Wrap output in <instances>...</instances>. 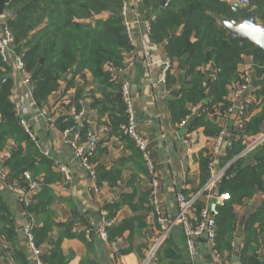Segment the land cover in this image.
Returning <instances> with one entry per match:
<instances>
[{"label":"trees","instance_id":"16d2710c","mask_svg":"<svg viewBox=\"0 0 264 264\" xmlns=\"http://www.w3.org/2000/svg\"><path fill=\"white\" fill-rule=\"evenodd\" d=\"M163 1L141 0L139 10L150 22L151 42L163 44L167 57L177 66L179 81L169 74L166 79L168 89L177 82L180 84L178 99L170 103L171 113L177 122L187 116L186 103L195 105L200 102L202 107L195 117V124L202 126L206 134L214 137L220 129L208 119V115L216 111L221 114L225 112L229 91L239 83L240 72L237 67L243 57L252 58L258 79L256 95L260 101L256 107L249 109L243 128L238 132L239 138L220 158L221 166H229L218 185V194L227 193L229 199L216 207L214 249L221 263L225 264L236 238L235 207L257 192H264V142L254 151L239 156L246 148L245 138L264 131V128L261 129L264 124V64L261 51L248 41L242 46L237 41L228 43L226 32L217 19L233 18L226 2L169 0L163 6ZM247 1V9H255L257 22L264 25V0ZM122 6L123 0H11L5 7V25L11 30L15 51L21 55L31 76L32 96L39 107L46 105L62 82H66L65 90L75 88L70 106L73 107V113H77L80 110L78 101L86 95L85 86L75 79L77 76L82 78L83 72L88 71L93 78L95 91L100 94V98H93L90 107L100 118L105 116L108 119V126L115 134L129 140L119 132L120 125L125 124L127 119L119 80L104 70L106 64L120 68L123 54L131 49L122 24ZM11 85L10 67L0 59V151L9 141L16 146L14 151L7 152L1 168L6 173L7 182L12 184L20 182V176L26 171L33 178L42 176L43 186L35 195V202L25 209V214L33 225L31 233L34 245L38 248L46 246L40 258L42 264H65L60 249L64 235L56 241H50L49 220L44 218L40 226L36 225V219L40 222V217L49 213V204L53 200L49 185L54 181H62V177L54 174L50 161L40 155L36 143L27 137L19 125L11 102ZM94 94L92 91L91 95ZM251 111L256 113L250 116ZM54 125L59 130L76 126L73 115L57 118ZM79 133L84 137L86 128H82ZM207 165L206 155L200 163V188L209 178ZM143 172L148 178L145 167ZM117 207L109 208V216ZM202 207L203 204L196 201L192 208L194 215ZM105 219L110 221L112 218L106 216ZM127 222L119 225L113 223L107 227L106 240L114 243L129 227L130 221ZM255 224L260 228L264 225V204L250 216L243 228L241 264H264V259L259 261L254 256L259 248ZM69 236L73 235L68 233L66 237ZM0 238L13 263L30 264L17 243V232L9 208L1 199ZM166 244L168 240L158 250L156 258L162 248L163 255L167 256L164 252ZM157 264H161L160 261Z\"/></svg>","mask_w":264,"mask_h":264},{"label":"crops","instance_id":"0c3cea01","mask_svg":"<svg viewBox=\"0 0 264 264\" xmlns=\"http://www.w3.org/2000/svg\"><path fill=\"white\" fill-rule=\"evenodd\" d=\"M123 3L129 7V20L133 24L137 21V24L134 26L133 45L129 52L123 54L122 65L119 69L125 70L123 77L131 85L136 131L146 142L149 157L154 165L155 178L158 183L156 196L160 209L163 215L171 220L177 212L176 194L180 192L187 196L202 189L200 188V163L206 156L205 150L213 136H209L202 126L195 124L197 122L195 117L198 116L202 107L200 102L195 105L185 104L188 119L183 127H179L180 121L177 122L174 119L170 109V103L173 104V101L179 97V82L168 89V81L166 84L159 83L160 66H155L148 73L142 61L141 50L144 44L152 48L154 61H160L167 56L164 45L152 43L150 33L144 34L145 23L150 22L139 10L141 0H123ZM128 61H130L129 68L126 65ZM6 64L10 67L12 81L11 102L13 105L20 106L19 111L16 112L17 118L23 117L27 121L35 136L36 147L40 155L50 161V168L54 174L62 177L58 168L63 166L67 168L70 176L68 181H63L62 177V181H54L49 185L53 198L49 204V213L42 215L40 222L36 219V225L40 226L44 218L49 220L51 228L48 232V239L50 241H56L59 236L64 235L60 249L65 264H84L85 260V264H141L147 250L158 237L155 216L150 201L148 204L147 200L150 179L144 175L143 159L135 145L115 134L108 126V119L105 116L100 118L97 112L90 107L94 97L100 98V94L95 91L91 73L84 71L82 78L77 76L75 79L85 86L83 88L86 97L78 101L80 110L74 114L70 104L75 88L65 90L66 82H62L47 104L39 107L34 102L33 96L24 97L25 88L19 76L14 73L12 58ZM237 69L240 73L242 71L250 73L251 90L241 97V101L248 109L247 115H249V109L256 107L260 101L256 95L258 79L253 69L252 58L243 57ZM109 72L119 80V83L121 82V77L115 70ZM203 72H205L204 69ZM169 75L179 81L175 63ZM175 87H178L179 91L178 96L173 98L170 93ZM92 91L95 92L94 96L91 95ZM227 103L229 104L228 101ZM79 112L82 113L81 127L75 126L67 129H72L79 137H81L79 132L82 128H86L87 132L95 135L97 147L92 158L94 179H91L83 170L80 162L73 156L71 149L62 139L61 133L67 129L59 130L54 125L57 118L73 115L74 119V115ZM255 113L256 111H251L250 116ZM221 115L216 111L208 115V119L214 122L219 129L224 128L226 141L236 142L239 136L234 121ZM263 128L264 124L261 129ZM247 138H245L246 141H248ZM15 149V144L9 141L0 151V168L7 152ZM225 154L223 151L219 160ZM34 179L38 183L34 193H27L21 181L13 184L0 181V199L9 208L11 221L14 222L17 232V243L25 252L30 264H34V261L28 250L24 233L29 219L21 202L25 200L30 205L35 202V195L43 186V178L36 176ZM7 184H11L13 188L9 189ZM218 188L212 196L204 194L197 200L203 204V207L198 210L197 215H194L193 209L190 211L189 220L193 225H196L201 209L210 208L216 212L217 205L212 207L214 200L222 195H228L227 193L218 194ZM263 204L264 192L260 191L250 199L242 200L235 207L236 238L232 244L229 260L225 264H241L240 249L244 238L243 228L250 216ZM112 206L118 207L112 216H109V208ZM104 213L105 217L112 218L110 221H114L116 225L128 224L127 221H130L129 227L114 243L101 239L97 234ZM254 227L258 232L259 243L254 256L260 261L264 259V225L260 228L258 224H255ZM68 233L73 236L66 237ZM167 240L168 244L164 246L167 256L163 255L162 248L158 257H155V264L159 261L161 264H222L219 254L203 237L197 241V255L191 258L185 246L183 229L180 224L173 225ZM4 245L0 238V264H15ZM45 248L46 246L39 247L41 253L45 252Z\"/></svg>","mask_w":264,"mask_h":264},{"label":"built area","instance_id":"2783aa9c","mask_svg":"<svg viewBox=\"0 0 264 264\" xmlns=\"http://www.w3.org/2000/svg\"><path fill=\"white\" fill-rule=\"evenodd\" d=\"M239 4L242 6H247V0H239ZM129 7L127 4L123 3L121 9V19L122 24L125 30V36L129 44L132 46L134 42V26H136L137 21L133 24L128 16H129ZM2 25V24H1ZM151 32L150 23L146 24L144 27V34L148 35ZM153 50L147 44H144L141 50L142 61L148 73H150L153 68L157 65L160 66V84H166L167 75L170 73L173 62L167 57H163L160 61H154L153 59ZM10 58L13 60V70L16 76H19L21 84L25 88L24 97H31L33 92V83L31 80L30 74L27 72L26 66L21 55L17 54L14 46V38L11 33V30L6 26L2 25L0 28V59L4 63H9ZM127 67L130 66V61L126 63ZM105 70H115L117 74L121 77L120 82V94L123 104L125 106V114H126V123L120 125L119 132L127 137L140 152L144 166L148 172L150 179V204L152 207L153 214L155 216V220L157 223V239L155 243L147 250L141 264H155V257L158 250L165 243L170 235V231L173 225L180 224L183 229V234L185 238V246L188 252V255L193 258L197 255V241L203 235H207V241L211 248H214L215 236H216V212L214 210H210V208H203L199 211V218L196 225H193L189 220V213L192 210L195 202L204 194H208L212 196L214 191L217 189L220 180L222 179L226 169L229 164L225 166L220 165L219 157L223 155V151H226L231 147L232 143L230 141H226V132L224 128L220 129L217 135H215L209 146L207 147L208 152L206 153L208 157V165L207 169L209 170V178L205 185L196 193L189 195L188 197L184 196L182 193H177L175 197L177 212L176 215L168 220L162 213L160 209V204L158 202L156 196V190L158 188V183L155 178L154 165L151 161L148 153V146L146 142L137 134L136 131V117L132 104V96H131V85L129 81L123 77L125 73L124 69L114 68L111 64H106L104 66ZM251 90V77L248 71H242L239 75V83L235 85L232 89H230L229 94L227 96V101L229 102L225 112L221 115L226 119H232L237 127V132L242 130L243 122L248 114V109L245 104L241 101V97L246 93H249ZM15 111H19L20 106L18 104H14ZM81 118L82 113L74 115V121L76 126L81 127ZM188 119V116L183 119L179 123V127H183ZM18 123L23 129L24 133L27 137L35 142V136L29 128L27 121L24 120L23 117L18 118ZM62 139L71 149L73 156L80 162L83 170L88 174L91 179L95 178V172L93 168L92 158L96 151L97 147V139L95 135L87 132L84 138L79 137V135L75 134L72 129L64 130L61 133ZM246 148L242 151L239 156H244L255 149H257L264 142V131L247 138ZM58 171L63 177V181H68L70 179L69 171L66 167L60 166ZM21 182L24 184V188L27 193H34L38 187V183L36 179H34L29 172H23L20 176ZM0 181L3 183H7L6 173L3 169L0 168ZM9 189H12L13 186L11 184H7ZM228 195H222L221 197L214 200V204L212 203V207L216 205H220L223 201L228 200ZM23 207L26 209L30 206L28 201L22 200L21 202ZM114 221H107L105 219V213L103 214V220L101 222L100 227L97 229L98 236L106 240V228L111 226ZM33 228L32 223L29 220V224H27L24 228V233L26 236L28 250L32 256L34 264H42L41 262V251L38 247H36L33 243V237L31 230Z\"/></svg>","mask_w":264,"mask_h":264},{"label":"water","instance_id":"95a60500","mask_svg":"<svg viewBox=\"0 0 264 264\" xmlns=\"http://www.w3.org/2000/svg\"><path fill=\"white\" fill-rule=\"evenodd\" d=\"M168 1L169 0H164L163 6ZM221 1L228 4L233 16V18L217 17L219 25L226 32L228 43L237 41L238 45L242 46L245 41H248L254 46L255 49L261 51V59L262 63L264 64V25L257 22L256 10L247 9L246 6L240 5L238 0ZM10 2L11 0H0V18L5 16V7L8 6ZM178 91V87H175L171 91L170 96L176 98L178 96ZM201 237L207 239L206 234H203Z\"/></svg>","mask_w":264,"mask_h":264},{"label":"rangeland","instance_id":"374dc122","mask_svg":"<svg viewBox=\"0 0 264 264\" xmlns=\"http://www.w3.org/2000/svg\"><path fill=\"white\" fill-rule=\"evenodd\" d=\"M5 20H6L5 16L3 18H0V24L2 23V25H5L6 24ZM207 152H208V149L205 150V153H207Z\"/></svg>","mask_w":264,"mask_h":264}]
</instances>
